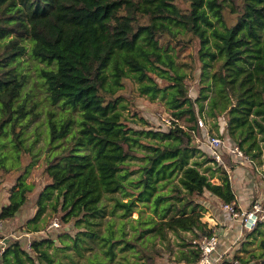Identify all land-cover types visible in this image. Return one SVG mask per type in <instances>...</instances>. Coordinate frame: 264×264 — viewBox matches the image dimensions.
<instances>
[{"label":"trees","instance_id":"obj_1","mask_svg":"<svg viewBox=\"0 0 264 264\" xmlns=\"http://www.w3.org/2000/svg\"><path fill=\"white\" fill-rule=\"evenodd\" d=\"M197 42L193 97L177 55ZM127 79L139 95L165 99L174 126L129 105ZM204 116L264 163V0H0V175L16 181L0 209V264H157L156 240L170 232L184 241L176 263L199 264L197 241L218 234L203 220L207 195L242 212L227 168L242 162L228 153L215 162L176 120L202 136ZM35 166L47 182L37 212L21 220ZM249 231L263 235L264 222ZM260 248L233 259L264 264V239Z\"/></svg>","mask_w":264,"mask_h":264},{"label":"rangeland","instance_id":"obj_2","mask_svg":"<svg viewBox=\"0 0 264 264\" xmlns=\"http://www.w3.org/2000/svg\"><path fill=\"white\" fill-rule=\"evenodd\" d=\"M200 48L199 43L197 42L195 44L194 47L192 48H188L186 50H184L183 52L178 53L177 55V62L182 65H179L187 74H188V79H187V83L188 86L190 87V93L193 97H196L198 94V88H199V84H200V67L196 64V68L193 66L194 65V58H198V50ZM201 66V63H198ZM32 74H35V71L32 69ZM195 75V77H194ZM162 85H166L165 82H160ZM125 96L129 99V105H132L133 101H135V108L137 109L139 114H142L144 116H146L147 118H149L154 125L158 126L161 125L163 123V125H169L168 122L166 120H172V113L170 110H168L165 106V99H161L160 97L155 98L154 100H152L151 98H149L148 96H141L138 93V82H136L134 79H127L125 80ZM28 88H32L34 97L36 99H41L45 96V93L43 91H40L39 88H37V85H35L33 82L28 86ZM46 107V106H45ZM49 107V106H47ZM126 113H129L128 110H126ZM44 117V114L41 115V118ZM40 117L34 122L32 123L30 129L33 131V128L35 125H39L40 124ZM177 123H179L182 126H186L187 128L190 125H193V123H189L186 121V117H181L180 119H176ZM173 122V121H172ZM176 122V121H175ZM206 125L208 127V129L210 130L211 133H217V132H213L211 131V120L209 118H207V122ZM171 126H174V122L171 124ZM40 129L44 130L43 134H42V139L39 142V144L37 145L38 148L39 147H43L45 146V141H44V137L46 135L45 132V125H41ZM34 135H32L33 137ZM193 142L197 143V140L195 138H193ZM198 144V143H197ZM228 145L229 142L227 141ZM44 151L48 152L49 149L48 148H43L40 151V154L43 156ZM229 154V153H228ZM230 155V154H229ZM241 162H247L245 159L240 160ZM250 164H254L253 162H248ZM255 168H254V173L256 175V178L254 179V181H256V186H257V191H254V195L252 197V199L255 197L256 200H264V163H256L255 164ZM229 170V167H227ZM43 167H33V169L31 170V173L28 175L27 179L29 182H34L36 184V190L34 193H32V195H30V198L27 202V204L25 205V207L21 210V213L19 214L18 217H21V220H25L27 218V216H31L37 212V205L36 204V198L35 195L37 192H39L43 185L47 182V180L45 179V177L43 176L42 173ZM180 176L179 173L175 174L171 179H168L166 181H164L163 183H159L158 184V188L159 190H165L168 188V186H170L172 183L176 182L178 180V177ZM15 176H10V175H6V176H1L0 175V209L1 207L4 205L5 202L8 201V196H9V188L12 187L15 184ZM256 195V196H255ZM260 196V197H259ZM111 202H108L109 208L111 207ZM206 205L208 206L209 203L212 202V200L210 199V197L207 195V198L205 199ZM50 210V209H49ZM49 210L47 212H49ZM227 210V209H226ZM229 211V210H228ZM28 214V215H27ZM47 220H49V224H53V222L55 220H57L59 222V224H61L62 227H64V225L59 221L58 216H49L47 213H45ZM44 215V216H45ZM112 214L110 212H106V216L105 218H111ZM132 217H137L138 213L137 212H133ZM19 220V221H21ZM66 227V226H65ZM67 227H72L70 226V224L67 225ZM127 228H130V224H127ZM262 228V227H261ZM248 229L244 228V231ZM170 234V240H166L163 242H160L159 240H156L155 246L162 251V255L160 258H158L157 260V264H180V263H176V258L175 256H177V251L182 248V246L180 245L182 242H184L181 238H178L176 235H174L172 232L169 233ZM186 238L191 237V233L188 232H184L183 233ZM218 235V245H217V250L215 252H213V255L215 257L218 256V252L220 251V245H221V237ZM264 239V234L263 235H259L258 233L251 235H247L246 236V241L244 242L245 244L243 245V243H241L242 245H239V249H238V254L240 253V255H243L245 258L248 257H253L252 254L254 253H259L261 252V241ZM242 242V241H241ZM148 244L150 245L151 243L148 242ZM244 250V253L241 252L242 249ZM263 251V250H262ZM242 253V254H241ZM227 254V253H226ZM60 256V254H59ZM62 262H67L68 264H72L70 263L66 258L61 257ZM86 258L84 257H79L77 260L79 262V264H82L83 262H85ZM259 260V258H258ZM63 264V263H62ZM113 264V263H110Z\"/></svg>","mask_w":264,"mask_h":264},{"label":"built area","instance_id":"obj_3","mask_svg":"<svg viewBox=\"0 0 264 264\" xmlns=\"http://www.w3.org/2000/svg\"><path fill=\"white\" fill-rule=\"evenodd\" d=\"M171 126L172 120H166ZM198 126L201 128V135L195 129H189L186 126H182L185 129H188L192 134V139L195 138L197 143H201L204 150L209 153L211 158L217 162H223V156L225 153H229L230 156L237 160L246 161L249 158L244 154V152L238 146L228 145L223 138L215 133H211L208 129L206 122L207 118L199 117L198 118ZM232 216L235 218H240L242 226L248 230L253 229L258 222H264V206L262 200H255L251 206V209L237 212L234 210L233 206L225 205L224 206ZM54 225L59 226V222L55 220L53 222ZM0 221V226H1ZM218 245V235L213 234L211 236H204L200 240L197 241V247L201 249V258L199 264H244L241 260L238 259H229L226 258L225 255L218 253V256L215 257L213 252L217 250ZM229 262V263H228ZM251 264H260V263H251Z\"/></svg>","mask_w":264,"mask_h":264},{"label":"crops","instance_id":"obj_4","mask_svg":"<svg viewBox=\"0 0 264 264\" xmlns=\"http://www.w3.org/2000/svg\"><path fill=\"white\" fill-rule=\"evenodd\" d=\"M248 162L251 161L247 160V162H242L234 170L229 169L238 206L242 211L248 210L256 200L255 197L252 199L254 191H257L256 181H254L256 178L254 173L256 165L255 163L250 164ZM211 200L212 202L208 206L205 204L207 210L203 220L209 224V227L216 228L217 233L221 237L222 243L218 253L231 259L238 252L239 245H242L241 243L246 241V236L250 231L248 230L249 233L245 232L240 218L232 216L224 207L225 205L221 204L219 200L214 197H211ZM250 235L252 236L253 234L251 233Z\"/></svg>","mask_w":264,"mask_h":264}]
</instances>
